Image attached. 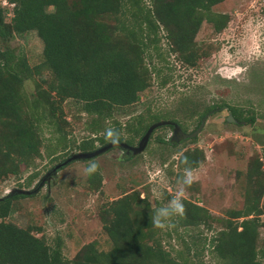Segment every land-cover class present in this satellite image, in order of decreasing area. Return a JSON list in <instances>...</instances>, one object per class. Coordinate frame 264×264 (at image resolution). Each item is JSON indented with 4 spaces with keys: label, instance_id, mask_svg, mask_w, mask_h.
Wrapping results in <instances>:
<instances>
[{
    "label": "trees",
    "instance_id": "1",
    "mask_svg": "<svg viewBox=\"0 0 264 264\" xmlns=\"http://www.w3.org/2000/svg\"><path fill=\"white\" fill-rule=\"evenodd\" d=\"M6 1L13 7L8 22L0 9V180L8 175L18 176L21 166L31 168L41 158L44 128L57 136L55 146L61 147L62 152L66 150V100L74 101L84 115L94 118V136L75 146L77 151L92 152L110 144L105 135L99 137L98 133L109 128L103 123L111 120L116 110L136 104L150 87L151 70L146 57L150 52L158 56L159 29L178 60L194 67L212 51V47L202 48L196 41L202 24H210L214 32H221L228 22L226 14L212 10L225 0H149L148 6L143 0ZM32 31L43 44L42 62L35 67L24 57L16 56L9 46L14 36ZM43 70L48 71V79L42 76ZM34 76H41L39 81L44 88L30 97L24 83ZM210 111L202 113L201 119ZM231 115L236 121H243L238 110L232 109ZM254 120L251 117L247 121ZM160 121L164 118L157 114L139 115L125 124L114 122L111 128L119 133L120 143L132 146L134 137L139 138V143L149 127ZM165 121L179 126L177 122ZM163 127L173 129L171 125L157 129ZM123 133L130 138H124ZM165 143L174 145L169 140ZM71 154L67 152L65 159ZM53 155L50 150L48 156ZM204 160L200 150H193L179 159L178 167L192 171ZM252 169L263 175L260 164H252ZM36 178V173L28 176L25 186H31ZM88 182L97 188L102 179L96 172L88 176ZM263 190L264 184L259 181L248 192L243 208L229 212V217L222 220L223 230L208 241L207 249L215 264H263L256 246L258 230L264 225L260 206ZM23 197L0 198V264H193L191 259L199 258L206 250V240L199 244L190 236L189 241L183 240V247L175 251L174 257L152 224L153 209L146 198L139 199L137 195L136 199L124 196L105 210L104 230L112 241L111 252H100L87 244L68 260L59 244L50 246L30 228L22 229L5 221L12 201ZM136 201L145 204L142 211L132 207ZM182 201L183 216L172 220L177 225L175 233L178 228L200 227L216 220L205 208ZM111 212L113 217L109 220ZM134 216L139 221H133ZM197 264L203 262L198 260Z\"/></svg>",
    "mask_w": 264,
    "mask_h": 264
},
{
    "label": "rangeland",
    "instance_id": "2",
    "mask_svg": "<svg viewBox=\"0 0 264 264\" xmlns=\"http://www.w3.org/2000/svg\"><path fill=\"white\" fill-rule=\"evenodd\" d=\"M3 2L0 0V9L8 22L13 6ZM143 4L150 5L149 0H143ZM212 10L226 14L228 22L221 32H214L210 24H202L196 41L202 48L212 47L211 54L199 59L196 66L188 67L178 60L159 29L158 56L150 52L146 57L151 70L150 87L136 104L116 110L113 118L103 123L104 127H111L114 122L125 124L139 115L157 114L164 121L177 122L189 134L200 125L202 113L214 111L195 139L169 145L165 141L170 140L172 129L163 127L150 137L144 151L132 158L114 148L94 159L73 162L36 195L13 200L6 222L30 228L50 246L59 244L68 260L87 244L109 253L112 241L104 230L108 206L124 196L136 199L137 195L139 199L146 198L153 210L166 203L179 190L178 181L183 176L179 159L200 150L205 160L192 170L194 180L185 187L182 200L205 208L216 220L200 227L178 228L177 233L174 232L177 225L172 221L174 226L158 230L163 246L174 257L175 251L183 247V240L189 241L191 236L199 244L206 240V250L199 258L189 256L192 263L197 264L198 260L203 264L216 263L208 252V241L223 230L222 220L229 217V212L243 208L250 189L259 181L264 184V0H225ZM9 46L31 67L41 64L43 44L35 32L14 36ZM42 76L50 77L47 70L42 71ZM40 77L34 76L24 83L30 97L44 88ZM232 109L242 114V122L228 120ZM63 110L69 123L65 128L66 150L62 152L61 147H56L57 136L44 128L41 158L31 168L21 166L18 176L1 179L0 198L12 190L33 189L48 170L65 159L67 152L78 153L75 146L94 136L91 128L94 118L84 115L77 103L66 100ZM251 117L254 122L247 121ZM98 136L103 137L104 133ZM123 137L130 135L123 133ZM138 141L134 137L132 146ZM50 150L52 157L48 156ZM92 162L98 164L97 173L102 179L97 188L89 185L84 174ZM252 164H260L262 176L251 170ZM34 173L37 178L26 187V178ZM158 193L162 199H158ZM260 206L264 223V190ZM132 207L142 211L145 204L136 201ZM112 217L113 212L109 220ZM133 221H139V217L134 216ZM258 232L256 246L264 264V225Z\"/></svg>",
    "mask_w": 264,
    "mask_h": 264
},
{
    "label": "water",
    "instance_id": "3",
    "mask_svg": "<svg viewBox=\"0 0 264 264\" xmlns=\"http://www.w3.org/2000/svg\"><path fill=\"white\" fill-rule=\"evenodd\" d=\"M211 114L208 113L202 120L199 128L193 132L192 134H184L180 127L177 124L171 123V122H166V121H160L154 125H152L151 127H149V129L147 130V132L145 133V135L143 136V138L140 140V142L138 143V145L136 147H132L129 146L127 144L124 143H120L118 142L117 144H108L105 146H102L92 152H78V153H73L71 154L67 159H65L64 161L54 165L40 180L39 182L36 184V186L31 189V190H12L9 193V197H13V196H25V197H29L32 196L34 194H36L37 192H39L42 187H44L45 184H49L50 181L56 177L57 173L62 170L63 168H65L66 166H68L69 164L73 163V162H77V161H82V160H91L94 159L114 148H118L121 151H123L125 154V156L127 158H132L140 153H142L149 141V138L152 134V132L154 130H156L157 128L161 127V126H168L171 125L173 126V131H174V135L178 138V141H185V140H191L194 137H196L198 135V133L201 131L202 127L204 126V123L208 117V115ZM229 121H233V122H237L232 115L230 116V118H228ZM171 143L174 144L176 143L175 140L171 139Z\"/></svg>",
    "mask_w": 264,
    "mask_h": 264
},
{
    "label": "clouds",
    "instance_id": "4",
    "mask_svg": "<svg viewBox=\"0 0 264 264\" xmlns=\"http://www.w3.org/2000/svg\"><path fill=\"white\" fill-rule=\"evenodd\" d=\"M105 138L109 140L112 144H117L119 142V133L114 128H106L104 132ZM98 164L95 162L90 163L85 169L84 174L86 176H91L98 170ZM194 180V175L191 169L184 168L183 176L178 181L179 190L177 195L172 199L168 200L166 203H162L155 207L152 214V224L155 228L164 229L174 226L172 220L175 217L183 216L185 207L182 201V196L184 194V189L186 186H190ZM158 199H162V195L158 193Z\"/></svg>",
    "mask_w": 264,
    "mask_h": 264
},
{
    "label": "flooded vegetation",
    "instance_id": "5",
    "mask_svg": "<svg viewBox=\"0 0 264 264\" xmlns=\"http://www.w3.org/2000/svg\"><path fill=\"white\" fill-rule=\"evenodd\" d=\"M210 112L213 113L214 111H210ZM237 123H240V122L237 121ZM180 129H181V128H180ZM181 131H182L183 133H185L182 129H181ZM185 134H187V133H185ZM189 134H190V133H189ZM171 139L175 140V141L178 142V143L182 142V141H178V138L174 135V131H173V129H172V136H171L169 142H171ZM136 146H137V145H136ZM122 152H123V151H122ZM123 154H125V153L123 152Z\"/></svg>",
    "mask_w": 264,
    "mask_h": 264
},
{
    "label": "built area",
    "instance_id": "6",
    "mask_svg": "<svg viewBox=\"0 0 264 264\" xmlns=\"http://www.w3.org/2000/svg\"><path fill=\"white\" fill-rule=\"evenodd\" d=\"M3 4H7V1H6V0H4Z\"/></svg>",
    "mask_w": 264,
    "mask_h": 264
}]
</instances>
